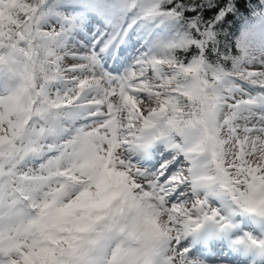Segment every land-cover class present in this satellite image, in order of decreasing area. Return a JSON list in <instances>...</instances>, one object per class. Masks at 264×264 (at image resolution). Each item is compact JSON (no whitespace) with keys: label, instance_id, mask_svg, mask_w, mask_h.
I'll return each instance as SVG.
<instances>
[{"label":"snow or ice","instance_id":"snow-or-ice-1","mask_svg":"<svg viewBox=\"0 0 264 264\" xmlns=\"http://www.w3.org/2000/svg\"><path fill=\"white\" fill-rule=\"evenodd\" d=\"M0 264H264V0H0Z\"/></svg>","mask_w":264,"mask_h":264}]
</instances>
